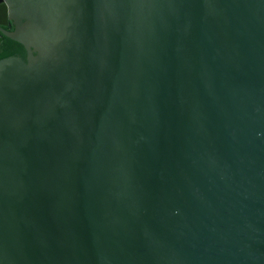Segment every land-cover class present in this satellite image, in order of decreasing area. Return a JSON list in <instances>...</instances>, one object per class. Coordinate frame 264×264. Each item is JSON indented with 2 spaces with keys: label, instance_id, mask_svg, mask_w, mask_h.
Returning <instances> with one entry per match:
<instances>
[{
  "label": "water",
  "instance_id": "95a60500",
  "mask_svg": "<svg viewBox=\"0 0 264 264\" xmlns=\"http://www.w3.org/2000/svg\"><path fill=\"white\" fill-rule=\"evenodd\" d=\"M2 36L0 264H264V0H0Z\"/></svg>",
  "mask_w": 264,
  "mask_h": 264
},
{
  "label": "flooded vegetation",
  "instance_id": "af4514ba",
  "mask_svg": "<svg viewBox=\"0 0 264 264\" xmlns=\"http://www.w3.org/2000/svg\"><path fill=\"white\" fill-rule=\"evenodd\" d=\"M3 29H5L7 31H11L13 29L11 22L7 21L6 24L3 26ZM3 37H5V36H2V39H3ZM2 39L0 41H2Z\"/></svg>",
  "mask_w": 264,
  "mask_h": 264
},
{
  "label": "trees",
  "instance_id": "16d2710c",
  "mask_svg": "<svg viewBox=\"0 0 264 264\" xmlns=\"http://www.w3.org/2000/svg\"><path fill=\"white\" fill-rule=\"evenodd\" d=\"M6 42V37H3L2 41H0V46L4 47Z\"/></svg>",
  "mask_w": 264,
  "mask_h": 264
}]
</instances>
